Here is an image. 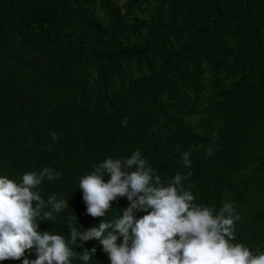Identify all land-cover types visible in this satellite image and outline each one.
<instances>
[{
  "label": "trees",
  "instance_id": "1",
  "mask_svg": "<svg viewBox=\"0 0 264 264\" xmlns=\"http://www.w3.org/2000/svg\"><path fill=\"white\" fill-rule=\"evenodd\" d=\"M103 1L86 10L79 0H0V176L20 181L28 171L60 173L54 181L45 178L39 190L45 199L56 194L68 200L69 207L52 222L39 221V229L66 238L68 217L76 215L71 223L81 232L101 219L86 214L80 178L108 157L124 159L136 150L165 185L177 173L191 172L185 187L191 185L194 203L218 212L223 191L235 197L232 176L245 166V145L255 142L264 152V27L253 24L247 0L239 8L228 0H149L148 17L137 13L141 0H127L126 11L113 0ZM256 1L264 13V0ZM73 12L84 18L81 25L94 33L95 45L71 28ZM34 24L42 28L37 41L29 39ZM208 40L229 43L223 60L231 55L236 69L254 75L245 111H235L231 119L208 97L213 92L206 81ZM13 62L43 74L72 98L42 102L17 92ZM210 147L214 154L208 156ZM184 152L191 153L190 168L184 166ZM223 152L222 171L202 180L204 165ZM129 204L118 198L102 219L122 216ZM234 242L254 254L264 251V198ZM72 247L77 252L72 264H84L79 253L93 247L88 264H110L96 239ZM25 255L36 258L34 249ZM0 264H22V259Z\"/></svg>",
  "mask_w": 264,
  "mask_h": 264
},
{
  "label": "clouds",
  "instance_id": "2",
  "mask_svg": "<svg viewBox=\"0 0 264 264\" xmlns=\"http://www.w3.org/2000/svg\"><path fill=\"white\" fill-rule=\"evenodd\" d=\"M122 123L126 125L127 119ZM57 138L52 133V139ZM213 154L210 147L207 155ZM190 155L182 153L189 168ZM191 174L177 173L165 185L139 150L124 159H104L79 181L86 214L101 218L100 223L81 232L71 223L77 221L76 215L70 216L67 238L39 229V221L52 222L55 214L69 207L68 200L56 194L45 199L39 190L45 178L54 181L60 173L43 168L25 172L20 181L0 176V261L72 264L77 255L72 246L96 239L110 264H264V251L254 254L245 244L234 242L240 216L232 203L225 202L218 212L214 206L194 203L191 185L185 187ZM123 197L130 204L122 216L102 219L112 202ZM137 211L146 214L136 218ZM33 249L36 258L29 259L25 253ZM95 252V247L85 249L79 259L88 264Z\"/></svg>",
  "mask_w": 264,
  "mask_h": 264
},
{
  "label": "rangeland",
  "instance_id": "3",
  "mask_svg": "<svg viewBox=\"0 0 264 264\" xmlns=\"http://www.w3.org/2000/svg\"><path fill=\"white\" fill-rule=\"evenodd\" d=\"M83 4L84 9H97L103 5V0H79ZM98 2L95 5V2ZM246 1V0H245ZM115 4H118L122 10L126 11L128 5L127 0H113ZM244 0H228L229 6L239 8L240 4ZM250 4V11L252 13V22L254 25H261L264 27V13H262L259 4L256 0H247ZM151 3V2H150ZM138 15L142 17H148L150 12L149 0H141L139 4ZM234 9V8H233ZM102 15L101 13L99 16ZM84 18L79 17L76 12L71 14L68 20L69 25L76 32H80L85 42L88 45H95L96 36L92 31L86 29L81 25ZM38 23V22H37ZM41 26L34 24L29 26L30 36L32 41L40 40L37 38ZM264 31V28H263ZM262 40V39H261ZM233 44V43H232ZM230 48V44H223L215 40H208L209 53L212 50V56L206 65V81L213 87V92L210 91L208 97H210V103L215 108H221L222 115L227 116L228 119L232 118V115L236 111V114H240L245 111V105L248 104V97L252 95L254 91L255 82L254 75L243 73L241 69L235 68L232 65L234 58L229 55L228 62H225L223 58L225 55L223 47ZM208 53V54H209ZM263 61V57L260 58ZM14 73L16 76V90L17 92H25L27 95L45 102L49 98H59L63 102H66L72 95L65 96L59 93L54 83L43 74H40L31 68L22 66L16 62H13ZM210 71V72H209ZM247 99V100H246ZM250 140V139H249ZM241 151L242 156L245 159V166L241 170H236L232 176V180L235 181L234 196L229 195V191H223L220 195L219 210L225 202L234 204V201L238 199V208L235 213L239 214L240 220L235 224V235L238 237L243 222L247 219L250 212L258 204V202L264 198V152L258 147L255 142H248ZM224 168V152L218 154L211 159L204 168L201 170L200 176L202 180H208L216 178L218 174ZM218 210V211H219Z\"/></svg>",
  "mask_w": 264,
  "mask_h": 264
}]
</instances>
